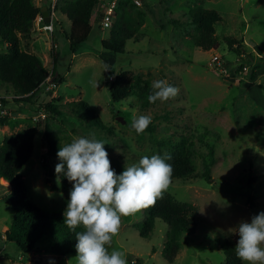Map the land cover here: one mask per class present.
Masks as SVG:
<instances>
[{
    "label": "rangeland",
    "instance_id": "obj_1",
    "mask_svg": "<svg viewBox=\"0 0 264 264\" xmlns=\"http://www.w3.org/2000/svg\"><path fill=\"white\" fill-rule=\"evenodd\" d=\"M44 1L49 5V0ZM65 1L76 0H59V5ZM113 1L117 2L113 25L102 30L100 20ZM138 1L140 4L137 0H100L91 18L92 31L77 54L70 51L64 34L70 31L71 21L60 9L53 35L36 31L33 25L34 33L44 32L33 41L36 56L52 71L55 54L56 73L65 82L50 90L48 84L53 83L49 77L35 95L34 104L14 99L10 87L0 86V96L13 109L5 118L11 134L30 127L38 129L32 158L20 179L44 212L64 216L72 186L67 188L57 181L58 161L47 154L46 124L62 145L79 136L94 135L103 140L117 173L143 155L168 153L173 159L192 150L195 173L187 179L172 180L164 192L199 210L197 230L182 237L175 261L169 262L163 255L169 230L163 220L155 221L148 238L141 237L139 226L148 216L143 209L122 217L109 251H124L128 264H227L218 240L228 239L236 246L239 237L228 229L264 211V67L257 70L254 80L251 78L253 64L264 62V0ZM195 7L215 10L221 16L222 21L215 25L218 49L205 51L194 45L200 33L190 15ZM117 11L133 33L125 53L119 55L104 51L102 46L104 40H110L120 18ZM229 38L237 42L234 49L227 44ZM240 45L244 56L235 51ZM0 53L7 54L8 50L2 46ZM214 56L226 62L225 71L216 67ZM246 62L247 70L241 71V64ZM119 74L127 75L131 94L114 103L109 85ZM159 79L178 87L179 93L166 102L153 104L147 97L154 91L152 82ZM81 100L95 109L109 128L108 133L70 114L67 104ZM48 103L62 106L65 115H50L43 107ZM139 115L152 117L147 128L151 131L137 134L131 127L133 117ZM3 127L0 125V143L8 135ZM212 160L210 183L204 172ZM1 185L0 264H50L51 260L68 264L71 259L70 264H76L77 255L53 252L58 244L54 237H44L28 254L6 240L5 233L15 214L9 203L12 189L6 182ZM49 190L51 197L47 195ZM250 199L256 205L254 210L248 205Z\"/></svg>",
    "mask_w": 264,
    "mask_h": 264
},
{
    "label": "trees",
    "instance_id": "obj_2",
    "mask_svg": "<svg viewBox=\"0 0 264 264\" xmlns=\"http://www.w3.org/2000/svg\"><path fill=\"white\" fill-rule=\"evenodd\" d=\"M99 3L100 0L65 1L61 5L58 2L57 11L60 9L71 21L70 31L64 32V34L69 41L72 54H77L81 45L87 41L92 31L91 18ZM41 9L36 6L35 0H0V45L7 46L8 50L7 54L0 53V86L10 87L13 90L14 99L20 97L19 99L31 104H34V97L40 88L48 83L49 77L52 78V83L56 87L65 82L63 77L56 75L55 54H53L52 71H49L36 55L21 48V38L26 39L31 36L34 21ZM116 14L120 18L111 31L110 40H104L102 46L104 51L119 55L125 53V45L133 38V33L128 30L123 21L122 13L117 11ZM190 15L192 23L200 30L194 45L205 51L218 49L219 42L216 37L215 25L222 21L219 13L215 10L195 7L191 10ZM236 43L234 39L227 40L231 49H234ZM241 47L242 45L235 51L239 56H244ZM247 63L245 64L248 65ZM262 67H264L262 61L253 64L252 80L255 79L257 70ZM240 69L242 71L243 65L240 66ZM109 90L114 103L125 100L131 94V83L127 75L119 74L110 83ZM60 100L62 98H59ZM2 103L11 111L13 110L8 106L7 99L2 98ZM43 107L55 117L65 115V111L60 105L48 103ZM67 107L71 111L70 114L88 126L95 127L102 132H109V128L88 102L82 100L71 102L67 104ZM5 118L0 117L1 125L6 124ZM44 127L47 154L54 157L59 163L57 152L63 145L59 139L55 138L48 124ZM37 134L38 129L30 127L6 136L0 146V181L5 180L12 189L9 203L15 214L10 228L5 233L6 240L16 244L21 252L28 254L36 249L37 244L44 237H54L58 244L54 246L53 252L77 255L76 232L83 229L78 227L74 232L64 223L63 215L44 212L33 202L32 196L20 179L21 171L32 158L34 139ZM190 147L192 148V145L189 144L187 148L190 149ZM191 151L182 152L169 161L173 165L172 180L187 179L195 173ZM211 156L214 157L212 150ZM212 164L213 160L204 172V178L210 183L212 181L210 170ZM117 167L120 168V164H117ZM48 182L50 183V180ZM61 182L67 188L72 186L66 177H63ZM248 205L250 209H256L252 199L249 200ZM143 210L148 216L145 223L139 226L141 237L148 238L150 236L157 219L167 223L169 230L163 255L167 261L174 262L181 249L182 237L193 235L197 230L198 208L191 203L180 202L172 195L164 193L154 205L143 208ZM218 244L225 252L227 264H244L236 255L235 244L232 241L218 240Z\"/></svg>",
    "mask_w": 264,
    "mask_h": 264
},
{
    "label": "clouds",
    "instance_id": "obj_3",
    "mask_svg": "<svg viewBox=\"0 0 264 264\" xmlns=\"http://www.w3.org/2000/svg\"><path fill=\"white\" fill-rule=\"evenodd\" d=\"M150 103L166 102L177 96L179 88L166 79L152 82ZM152 123L150 115L134 116L131 127L143 134ZM106 143L95 136H79L59 147L55 171L60 183H72L64 211V223L76 232V264H128L124 251L112 248L122 217L154 205L169 189L173 175L171 154L143 155L121 173L112 167ZM47 195L53 193L49 190ZM63 195V193H61ZM238 235L236 255L244 264H264V211L228 229ZM72 261L69 260L68 264ZM50 264H56L54 260Z\"/></svg>",
    "mask_w": 264,
    "mask_h": 264
},
{
    "label": "built area",
    "instance_id": "obj_4",
    "mask_svg": "<svg viewBox=\"0 0 264 264\" xmlns=\"http://www.w3.org/2000/svg\"><path fill=\"white\" fill-rule=\"evenodd\" d=\"M49 6H48V10L50 13V18H51V22L47 23L45 21V17L43 16V14L40 12L38 14V16L36 17L35 21H34V25L36 24L38 30L40 31H44L47 33H51L50 35H53L54 31H55V26H54V21L55 19H57V7H58V2L59 0H49ZM116 1L110 2L109 6L106 9L105 15L103 16V18H101L100 22V26L101 29H109L111 28V26L113 25L114 22V16H115V9H116ZM137 3L140 4V2L137 0ZM0 47H2V45H0ZM7 48V46H3V48ZM213 61L216 65L217 68L221 69L222 71L226 70L225 67V61L222 60V58H220L219 56H214L213 57ZM243 65V69L242 70H247L248 65H246L245 63L241 64ZM52 87H55L54 84H48V89H52ZM14 98V96H12ZM2 96H0V117H9L12 112L10 109H8L7 107L4 106V104L2 103ZM20 98V97H17Z\"/></svg>",
    "mask_w": 264,
    "mask_h": 264
},
{
    "label": "crops",
    "instance_id": "obj_5",
    "mask_svg": "<svg viewBox=\"0 0 264 264\" xmlns=\"http://www.w3.org/2000/svg\"><path fill=\"white\" fill-rule=\"evenodd\" d=\"M35 4H36V6H38V7H41V8H43V7H45V6H47L48 7V4H45V1L44 0H35ZM35 28H36V31H37V26H36V24H35ZM35 30V29H34ZM44 32H39V33H34V32H32V34H31V36L29 37V38H26V39H23V38H21V41L22 42H24V44L22 43L21 44V48H23L22 50H25V51H28V52H30V53H32V54H34V55H37V53H36V50H35V48H34V46L32 45L33 44V41H36V39L41 35V34H43ZM40 59V58H39ZM41 60V59H40ZM50 60V59H49ZM42 61V60H41ZM43 62V61H42ZM44 64V63H43ZM44 66H45V68L47 69V70H49L50 68H48L47 67V65H46V62H45V64H44ZM49 71H51V70H49ZM1 125V124H0ZM1 126H4L2 129H3V131H4V133L5 134H8L7 136H10V135H12L11 134V127L9 128V126L10 125H1ZM3 142V141H2ZM2 142L0 143V146L2 145ZM1 182L3 183V182H5V180H1L0 181V188L2 187V185H1Z\"/></svg>",
    "mask_w": 264,
    "mask_h": 264
},
{
    "label": "water",
    "instance_id": "obj_6",
    "mask_svg": "<svg viewBox=\"0 0 264 264\" xmlns=\"http://www.w3.org/2000/svg\"><path fill=\"white\" fill-rule=\"evenodd\" d=\"M41 13L43 14V16L45 17V21L47 23H50L51 22V18H50V13H49V10H48V7L45 6L41 9ZM58 76V74H56ZM122 122H125L123 118L120 119Z\"/></svg>",
    "mask_w": 264,
    "mask_h": 264
}]
</instances>
